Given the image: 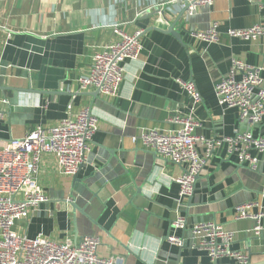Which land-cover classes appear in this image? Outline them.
Wrapping results in <instances>:
<instances>
[{
  "label": "crops",
  "instance_id": "crops-1",
  "mask_svg": "<svg viewBox=\"0 0 264 264\" xmlns=\"http://www.w3.org/2000/svg\"><path fill=\"white\" fill-rule=\"evenodd\" d=\"M169 1L0 0V100L9 101L0 104L5 112L0 144L39 126L53 127L83 108L100 124L76 176L62 175L54 154L41 156L35 177L49 201L16 223L18 234L58 243L99 237L98 254L120 257L124 264H212L207 253L192 249L191 228L216 222L234 234L235 252H250L253 264L264 261V218L235 217V208L251 201L260 204L255 213L264 209L261 173L239 164L226 146L216 148L190 201L180 197L174 181L186 166L132 142L144 130L171 129V110L189 108L191 99L177 80L193 81L202 96L199 135H264V120L241 122L239 110H223L214 93L232 58L260 67L264 78V38L227 35L231 28L264 23V0H216L188 18L180 4ZM214 22L220 24V44L191 38L190 32L205 31ZM172 24L183 43L167 33ZM116 25L129 35L143 32L140 57L124 63L125 79L115 98L97 95L94 88L81 91L78 80L90 73L93 54L119 40ZM198 150L205 155L202 145ZM180 217L186 221V229L176 232L184 239L182 248L167 241ZM219 263L241 264L232 258Z\"/></svg>",
  "mask_w": 264,
  "mask_h": 264
},
{
  "label": "built area",
  "instance_id": "built-area-1",
  "mask_svg": "<svg viewBox=\"0 0 264 264\" xmlns=\"http://www.w3.org/2000/svg\"><path fill=\"white\" fill-rule=\"evenodd\" d=\"M216 0H171L168 4H180L186 18L197 14L202 8L212 6ZM119 40L100 47L92 56L88 76L79 78L81 91L94 88L108 98L118 96L125 79L124 63L137 60L142 52L141 35L125 33L119 25L114 26ZM220 24L214 22L205 31H192L195 41L207 46L220 44ZM233 39L244 41L264 38V23L249 28L227 31ZM181 89L191 99L188 109L176 106L171 110L167 131L147 129L133 144L141 142L159 157L180 166H186L182 176L174 181L180 185V197L190 198L194 193L198 176L216 148L226 146L227 154L238 159L239 164L264 176V135L238 133L231 137L208 139L197 132L202 127L198 107L202 96L193 81L177 80ZM214 93L223 110L238 109L241 122L260 125L264 120V78L261 68L232 58L229 73L214 86ZM9 105L7 99L0 104ZM71 107L69 108V110ZM5 116L0 107V119ZM99 119L89 108L81 109L74 117L67 118L53 127H37L23 138H12L0 144V264H124L120 257H102L98 254L101 240L87 236L79 241L58 243L38 236L29 238L15 230L18 221L28 220L49 198L37 183V165L42 155L54 154L60 172L64 176H76L88 160L94 136L99 130ZM199 145L205 149L200 155ZM68 202L72 203V200ZM257 201L241 204L235 208L237 220L260 221L264 209L255 213ZM186 229V221L178 218L167 237L169 244L182 248L184 239L176 234ZM192 249L203 251L215 262L232 258L247 264L248 256L232 249L234 234L224 230L216 222L198 223L192 226Z\"/></svg>",
  "mask_w": 264,
  "mask_h": 264
},
{
  "label": "water",
  "instance_id": "water-1",
  "mask_svg": "<svg viewBox=\"0 0 264 264\" xmlns=\"http://www.w3.org/2000/svg\"><path fill=\"white\" fill-rule=\"evenodd\" d=\"M183 14H184V13H183ZM153 29H157V28H153ZM167 33H168V34H171V35H172L173 37H175L178 41H180L181 43H183L182 35H181L180 31L175 30V25H174V24H172V25L170 26V28L167 30ZM142 34H143V33H142ZM99 93H100V91L97 90V95H99ZM155 154H156V153H155ZM156 156H157V154H156ZM192 196H193V195H192ZM191 199H192V197H190V201H191ZM190 205H191V204H189V206H190ZM251 256H252V254L249 252L247 264H253V263H251ZM177 264H179V262H178ZM212 264H222V263H219L218 261H215V262H213ZM256 264H264V261L259 262V263H256Z\"/></svg>",
  "mask_w": 264,
  "mask_h": 264
}]
</instances>
